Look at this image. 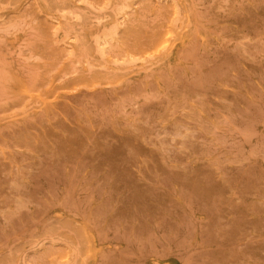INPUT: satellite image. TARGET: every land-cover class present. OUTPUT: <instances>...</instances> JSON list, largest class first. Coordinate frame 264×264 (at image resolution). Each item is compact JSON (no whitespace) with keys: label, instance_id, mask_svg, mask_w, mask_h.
<instances>
[{"label":"rangeland","instance_id":"obj_1","mask_svg":"<svg viewBox=\"0 0 264 264\" xmlns=\"http://www.w3.org/2000/svg\"><path fill=\"white\" fill-rule=\"evenodd\" d=\"M0 264H264V0H0Z\"/></svg>","mask_w":264,"mask_h":264}]
</instances>
